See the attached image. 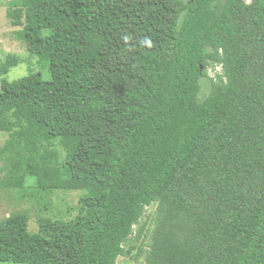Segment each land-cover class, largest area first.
Wrapping results in <instances>:
<instances>
[{
  "label": "trees",
  "instance_id": "obj_1",
  "mask_svg": "<svg viewBox=\"0 0 264 264\" xmlns=\"http://www.w3.org/2000/svg\"><path fill=\"white\" fill-rule=\"evenodd\" d=\"M9 2L49 78L0 66L8 170L83 193L0 220V262L264 264V0Z\"/></svg>",
  "mask_w": 264,
  "mask_h": 264
},
{
  "label": "rangeland",
  "instance_id": "obj_2",
  "mask_svg": "<svg viewBox=\"0 0 264 264\" xmlns=\"http://www.w3.org/2000/svg\"><path fill=\"white\" fill-rule=\"evenodd\" d=\"M9 1L13 0H0V66L9 58H18L19 63L10 68L5 78L9 81L17 80L30 72H39L43 78H49L48 62L39 65V59L29 54L27 44L21 36L22 26L13 25L7 17L6 10L9 7ZM208 74L213 76L214 70L208 68ZM201 83L202 89L199 97L204 98L209 92L210 85L205 78ZM8 137L9 132L0 129V220L12 213L25 211L29 216L28 229L36 232L39 229V217L69 219L75 216L80 205V196L83 193L81 190L55 189L50 191L39 188L35 180H29L20 186L19 176H14L11 168L8 170V155L11 154L5 148ZM152 209L149 207L146 213H151ZM147 214L144 215V219ZM0 264L20 263L1 261ZM116 264H144V262L142 258L136 260L130 256H120Z\"/></svg>",
  "mask_w": 264,
  "mask_h": 264
},
{
  "label": "clouds",
  "instance_id": "obj_3",
  "mask_svg": "<svg viewBox=\"0 0 264 264\" xmlns=\"http://www.w3.org/2000/svg\"><path fill=\"white\" fill-rule=\"evenodd\" d=\"M246 2V1H245ZM250 2V1H249ZM249 2H247V3H249ZM216 68H218V67H216ZM219 69V68H218Z\"/></svg>",
  "mask_w": 264,
  "mask_h": 264
},
{
  "label": "built area",
  "instance_id": "obj_4",
  "mask_svg": "<svg viewBox=\"0 0 264 264\" xmlns=\"http://www.w3.org/2000/svg\"><path fill=\"white\" fill-rule=\"evenodd\" d=\"M247 2H249L250 0H246Z\"/></svg>",
  "mask_w": 264,
  "mask_h": 264
}]
</instances>
